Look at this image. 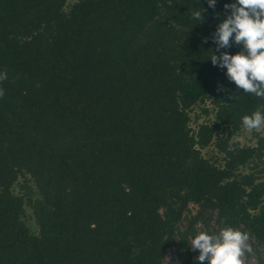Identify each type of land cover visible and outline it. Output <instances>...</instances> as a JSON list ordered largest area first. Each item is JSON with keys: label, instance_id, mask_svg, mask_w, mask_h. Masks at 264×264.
Returning a JSON list of instances; mask_svg holds the SVG:
<instances>
[{"label": "trees", "instance_id": "trees-1", "mask_svg": "<svg viewBox=\"0 0 264 264\" xmlns=\"http://www.w3.org/2000/svg\"><path fill=\"white\" fill-rule=\"evenodd\" d=\"M70 1L0 0V264H162L198 224L264 264V179L237 173L256 148L229 147L264 97L211 62L243 52L215 39L236 0ZM225 126L220 167L201 149Z\"/></svg>", "mask_w": 264, "mask_h": 264}, {"label": "clouds", "instance_id": "clouds-1", "mask_svg": "<svg viewBox=\"0 0 264 264\" xmlns=\"http://www.w3.org/2000/svg\"><path fill=\"white\" fill-rule=\"evenodd\" d=\"M214 6L215 0H208ZM231 8L229 15L217 29L216 37L219 46H228L230 38L237 45L246 49L234 55L224 53L220 59L212 56L213 65L225 67L230 81L246 93L264 97V0H236V3L225 5ZM192 17L203 20L201 11H193ZM7 79L0 74V81ZM223 91V89H218ZM4 90L0 88V98ZM246 130H260L264 127V115L256 111L242 118ZM249 234L232 227L224 228L219 237L200 232L191 241L192 249H199L198 261L206 259L209 264H245V254L252 253Z\"/></svg>", "mask_w": 264, "mask_h": 264}, {"label": "rangeland", "instance_id": "rangeland-1", "mask_svg": "<svg viewBox=\"0 0 264 264\" xmlns=\"http://www.w3.org/2000/svg\"><path fill=\"white\" fill-rule=\"evenodd\" d=\"M74 0L68 2L67 9L70 4L73 3ZM230 42L235 44L238 48H240L245 54L246 49H244L241 45H237L234 42V39L230 38ZM217 108L212 103V101L208 98L200 100L195 105H193L188 113L190 115V123L189 125L192 127L193 131L196 133L203 123H212L215 120ZM229 127L225 126L220 131L217 132L213 141L206 147L201 149L202 154L208 158L213 163L217 164L220 167L225 166V158L226 154L220 150L218 147V142L222 137H226L229 132ZM229 147L230 148H241V147H254L256 148L254 156L248 160V162L241 166L237 173L243 172H255L257 175L264 179V127L260 130H252L248 131L245 127H242L239 131L233 134L229 139ZM24 183L25 179H22ZM20 180V181H22ZM21 182H19L15 186V191L17 193H23ZM190 212L192 214L196 213L198 210L197 205L191 203L190 204ZM217 211L213 212V216L216 218ZM26 224L33 232L38 231V225L35 221L33 209L30 206H27L26 215L24 217ZM214 223V221L212 222ZM186 226V222L182 223L181 228L184 229ZM201 224L197 225V231L195 235L188 236L185 244L182 246L180 243L175 242L171 247L167 250V255L162 264H209V261L206 259L203 262L198 261L197 257L200 255L199 249H192L191 241L198 235L200 232H206L213 237H219L220 233H217L213 227L206 228ZM249 244L250 238H249ZM179 246L182 247L181 256L179 253ZM252 246V245H251ZM245 264H257V260L253 253L245 254Z\"/></svg>", "mask_w": 264, "mask_h": 264}]
</instances>
